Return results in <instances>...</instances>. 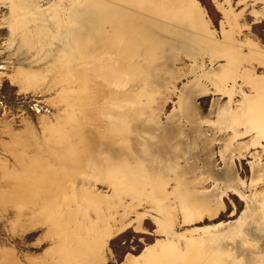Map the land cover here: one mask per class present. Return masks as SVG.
Masks as SVG:
<instances>
[{
    "label": "rangeland",
    "instance_id": "374dc122",
    "mask_svg": "<svg viewBox=\"0 0 264 264\" xmlns=\"http://www.w3.org/2000/svg\"><path fill=\"white\" fill-rule=\"evenodd\" d=\"M0 264H264V0H0Z\"/></svg>",
    "mask_w": 264,
    "mask_h": 264
},
{
    "label": "crops",
    "instance_id": "0c3cea01",
    "mask_svg": "<svg viewBox=\"0 0 264 264\" xmlns=\"http://www.w3.org/2000/svg\"><path fill=\"white\" fill-rule=\"evenodd\" d=\"M260 98H262V97H260Z\"/></svg>",
    "mask_w": 264,
    "mask_h": 264
},
{
    "label": "bare ground",
    "instance_id": "6f19581e",
    "mask_svg": "<svg viewBox=\"0 0 264 264\" xmlns=\"http://www.w3.org/2000/svg\"><path fill=\"white\" fill-rule=\"evenodd\" d=\"M154 173V172H153Z\"/></svg>",
    "mask_w": 264,
    "mask_h": 264
}]
</instances>
